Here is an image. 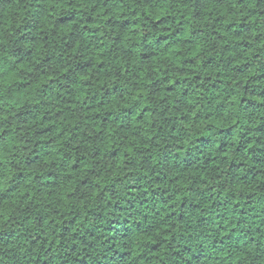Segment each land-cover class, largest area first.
<instances>
[{"label":"clouds","instance_id":"1","mask_svg":"<svg viewBox=\"0 0 264 264\" xmlns=\"http://www.w3.org/2000/svg\"><path fill=\"white\" fill-rule=\"evenodd\" d=\"M0 264H264V0H0Z\"/></svg>","mask_w":264,"mask_h":264}]
</instances>
